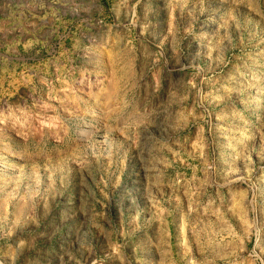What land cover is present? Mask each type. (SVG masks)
Segmentation results:
<instances>
[{
    "label": "rangeland",
    "instance_id": "rangeland-1",
    "mask_svg": "<svg viewBox=\"0 0 264 264\" xmlns=\"http://www.w3.org/2000/svg\"><path fill=\"white\" fill-rule=\"evenodd\" d=\"M0 264H264V0H0Z\"/></svg>",
    "mask_w": 264,
    "mask_h": 264
}]
</instances>
